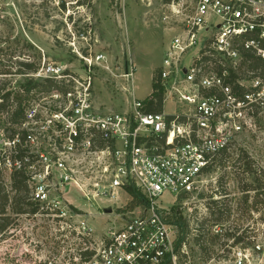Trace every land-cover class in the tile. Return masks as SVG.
<instances>
[{
  "label": "built area",
  "instance_id": "2783aa9c",
  "mask_svg": "<svg viewBox=\"0 0 264 264\" xmlns=\"http://www.w3.org/2000/svg\"><path fill=\"white\" fill-rule=\"evenodd\" d=\"M163 6V25L177 31L155 73L161 111H146L151 93L146 100L133 97L116 113L94 104L90 83L62 93L67 106L47 121L51 157L35 151L27 168L33 170L27 184L36 211L16 216L31 221L21 228L18 250L4 252L6 232L0 235V264H177L184 254L183 244L174 248L168 211L177 199L206 192L211 171L264 116V0H177ZM249 58L259 62L251 71ZM122 76L133 86L131 68ZM167 104L171 114L164 111ZM17 142L4 138V148L15 154ZM40 160L47 163L35 171ZM21 166L8 154L0 170L11 174ZM130 185L145 202L100 234L88 223L93 214L69 197L75 191L87 205L105 209ZM164 193L174 198L170 207L158 204ZM252 238L250 248L232 243L210 264H260L264 244Z\"/></svg>",
  "mask_w": 264,
  "mask_h": 264
},
{
  "label": "rangeland",
  "instance_id": "374dc122",
  "mask_svg": "<svg viewBox=\"0 0 264 264\" xmlns=\"http://www.w3.org/2000/svg\"><path fill=\"white\" fill-rule=\"evenodd\" d=\"M165 12L163 0H0V90L4 94L12 92L27 77L37 82L52 78L58 87L72 92L90 83L95 105L104 108L105 113L125 111L133 97L146 100L151 93L153 75L169 39L177 31L175 26L167 30L163 25ZM21 64H29L35 70L27 71ZM128 67L133 73V86L122 76ZM58 90L20 94L28 117L34 115L26 125L34 140L26 147L28 157L35 151L51 157L47 121L67 106ZM13 108L10 101L8 110ZM164 111L171 114L173 108L167 104ZM5 135L0 131L3 158L12 148H4ZM45 163L36 162L34 170L42 171ZM247 167L264 184V116L256 121L254 132L238 140L211 171L214 179L206 192L195 198L177 199L175 203L168 193L157 199L165 208L174 203L166 215L168 221L181 218L187 225L184 254H178L177 264H210L212 259L227 254L233 237L241 235L249 248L252 237L264 244V205L250 207L255 192H246L244 187L255 188L257 183L245 171ZM9 174L0 171V186L11 196ZM246 193L248 202H244ZM69 197L75 205L93 214L88 223L96 234L111 227L113 221L119 224L127 220L137 210L126 193H121L111 205L105 203L109 205L106 208L112 209L111 214H104V208L95 203L87 205L76 197L75 191ZM216 200L221 211H225L219 219L210 214L215 208L212 201ZM27 222L31 221L15 217L4 234L8 241L4 252L20 248L15 242L21 237L24 240L25 231L21 228ZM172 230L176 242L180 232L176 225ZM260 264H264V257Z\"/></svg>",
  "mask_w": 264,
  "mask_h": 264
},
{
  "label": "trees",
  "instance_id": "16d2710c",
  "mask_svg": "<svg viewBox=\"0 0 264 264\" xmlns=\"http://www.w3.org/2000/svg\"><path fill=\"white\" fill-rule=\"evenodd\" d=\"M171 1L177 0H163V3H170ZM249 59L250 61L248 63V69L249 71H251L259 65V62L255 59ZM21 65H23L27 71L35 70V68H33L29 64ZM53 80L54 79L52 78H45L41 82H37L32 78L27 77V79H25V81L18 86V89L13 90L12 92H7L4 94L3 91L0 90V131L5 132V137L7 140L12 141L15 138L18 140V142L15 143L13 147V150H15L16 153H9V158L11 160L18 159L22 163L20 169L12 170L10 174V189L12 195L10 196V194L7 193L2 186H0V235H3L5 230L12 224L14 217L25 214H33L36 211V207L29 200L30 189L27 184V181L29 179V171L27 170V168L34 162L33 156H29V162H24V159L28 157L27 154H29L24 143L27 136L32 132L31 129H29V125L26 126L30 119L27 117V106L23 103V99L20 94L50 93L51 91L58 89V91L65 94L67 90L58 87L57 82ZM150 96L151 98H148L145 101L146 111L150 113L160 112L162 109V93L157 90V85L155 84V75H153L152 78V90ZM152 99L155 100L153 106H151ZM10 101H12L14 106L11 112L8 110ZM2 162L3 157L0 150V163ZM245 171L254 176L250 167H247ZM254 181L257 183V186L255 188H251L250 185L244 187V191L246 192H255L252 198L253 202L250 207H254L259 203L264 205V184H260L255 176ZM125 192L129 196H131L134 204L138 205L145 202L141 194L135 189L134 186H127L125 188ZM248 198L249 196L246 193L244 196V202H248ZM212 203L215 208L214 211H212L213 209L210 211V214H212L213 216H217V218L219 219L225 213V211H221V208L219 206L220 203L217 200L212 201ZM8 211L11 215L8 214ZM170 223L176 225L180 232V235L178 236L174 245V248L177 251L183 244L184 230L186 229L187 225L181 218ZM227 236L232 235L228 234ZM233 240L234 244L239 243L243 241V235L233 237ZM163 264H169V261L166 260V262H164Z\"/></svg>",
  "mask_w": 264,
  "mask_h": 264
},
{
  "label": "water",
  "instance_id": "95a60500",
  "mask_svg": "<svg viewBox=\"0 0 264 264\" xmlns=\"http://www.w3.org/2000/svg\"><path fill=\"white\" fill-rule=\"evenodd\" d=\"M103 213H104V214H111V213H112V209H111V208H105V209L103 210Z\"/></svg>",
  "mask_w": 264,
  "mask_h": 264
}]
</instances>
